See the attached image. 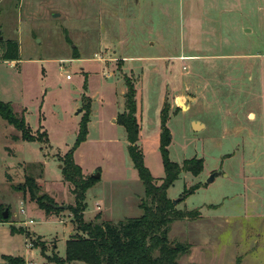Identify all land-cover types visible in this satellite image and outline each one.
<instances>
[{
	"label": "rangeland",
	"instance_id": "374dc122",
	"mask_svg": "<svg viewBox=\"0 0 264 264\" xmlns=\"http://www.w3.org/2000/svg\"><path fill=\"white\" fill-rule=\"evenodd\" d=\"M0 31V98L39 136L21 138L0 114V212L8 205L10 214L0 221V264H9L5 253L25 264H55L54 251L65 256L72 212L46 213L13 185L30 174L58 203L74 202L61 156L87 109L86 137L73 148L85 175L99 172L85 194V219L143 212L144 185L116 121L127 76L136 91L137 142L154 179L165 176L163 107L168 157L179 164L203 158L199 173L181 170L167 188L177 207L199 210L170 224V240L190 245L177 261L264 264L263 217L248 190L250 172L264 171V0H0ZM8 40L19 44L15 61L1 55ZM193 120L203 125L194 128Z\"/></svg>",
	"mask_w": 264,
	"mask_h": 264
},
{
	"label": "trees",
	"instance_id": "16d2710c",
	"mask_svg": "<svg viewBox=\"0 0 264 264\" xmlns=\"http://www.w3.org/2000/svg\"><path fill=\"white\" fill-rule=\"evenodd\" d=\"M0 41H2L0 31ZM7 49L2 52L3 59L15 60L18 58L19 44L15 40H8ZM126 94L124 99V109L119 111L116 121L124 125L127 132L128 153L133 165L140 176L145 195L140 201L143 212L137 217H125L118 221L103 218L101 212H97L93 217L85 219L84 210L87 206L86 191L99 177L91 173L85 175L79 163L73 159V148L85 139L89 119L88 103L90 97L85 95L87 112L82 118L78 134L74 145L61 156L63 161V178L68 182L70 191L74 195V202L65 208L72 212L73 231L66 239V254L60 257L55 251L49 256L55 264H66L72 260H81L90 264H180L177 257L180 253L189 250L188 243L179 241L172 242L169 238L170 224L175 219L190 217L199 214L195 208H180L175 205L169 197L167 188L178 178L181 170L190 171L193 174L200 172L203 166V158L191 156L184 159L182 164L171 160L168 157V129L164 120L168 115L166 107L161 109V158L165 176L158 183L151 175L143 159L142 149L137 142L139 138L140 125L136 115V91L134 81L130 76L126 77ZM0 114L15 128L21 130L20 137L28 140L39 139L26 125L24 117L13 111L9 101L0 98ZM17 138V136H16ZM197 184L190 186L183 191V196L190 194ZM15 190H21L22 195H28L30 199L38 203L46 213L58 212L64 207L58 203L54 197L45 191H41V184L30 174L24 175V181L13 185ZM1 207V206H0ZM8 205H4L3 209ZM2 209V210H3ZM0 212V221L7 220ZM11 231H25L22 228L15 230L11 225ZM29 233V232H28ZM40 244L42 251L46 249L45 242L37 239L35 244ZM9 264H25L22 256L10 254L3 255Z\"/></svg>",
	"mask_w": 264,
	"mask_h": 264
},
{
	"label": "crops",
	"instance_id": "0c3cea01",
	"mask_svg": "<svg viewBox=\"0 0 264 264\" xmlns=\"http://www.w3.org/2000/svg\"><path fill=\"white\" fill-rule=\"evenodd\" d=\"M248 190L251 192L250 204L253 207L252 209H254V214L258 217L262 216L264 222V171L250 172V185ZM96 205L97 207L99 206L97 201ZM99 212H101L103 218H106L102 211Z\"/></svg>",
	"mask_w": 264,
	"mask_h": 264
},
{
	"label": "water",
	"instance_id": "95a60500",
	"mask_svg": "<svg viewBox=\"0 0 264 264\" xmlns=\"http://www.w3.org/2000/svg\"><path fill=\"white\" fill-rule=\"evenodd\" d=\"M192 123H193L194 128H197V129H198L201 125H203V123H201V122L198 121V120H193ZM91 174H92L93 176H95V177H98V176H99V172H94V170L91 172ZM213 178H214V174H211L210 177H209V180H211V179H213ZM172 201H173L174 203H176L177 199L174 198ZM55 205H61V206H63L64 208L66 207V204H55ZM2 214H3L4 217H7V216H8V214H7V207H5V208L2 210Z\"/></svg>",
	"mask_w": 264,
	"mask_h": 264
},
{
	"label": "built area",
	"instance_id": "2783aa9c",
	"mask_svg": "<svg viewBox=\"0 0 264 264\" xmlns=\"http://www.w3.org/2000/svg\"><path fill=\"white\" fill-rule=\"evenodd\" d=\"M67 76H69V75L67 74ZM21 210H22V211L24 210V207H23V206H21ZM29 221L32 222L33 219H29ZM25 223H26V220H25ZM29 264H32V262H29Z\"/></svg>",
	"mask_w": 264,
	"mask_h": 264
}]
</instances>
